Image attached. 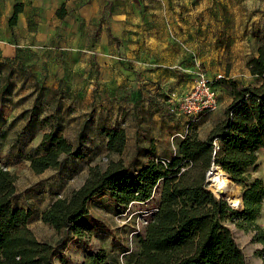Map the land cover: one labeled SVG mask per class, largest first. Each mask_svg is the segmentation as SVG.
Here are the masks:
<instances>
[{
    "label": "rangeland",
    "instance_id": "374dc122",
    "mask_svg": "<svg viewBox=\"0 0 264 264\" xmlns=\"http://www.w3.org/2000/svg\"><path fill=\"white\" fill-rule=\"evenodd\" d=\"M88 2L90 5L97 3L101 9L99 28H92L96 30V40L101 34L106 35L108 44L104 51L112 56L118 55L122 70H133L134 79L132 81L130 76L123 75L124 87L115 88L109 84L101 87L100 84L105 83L103 81L111 79L110 73L114 68L108 61L99 64L97 58L100 55L97 53L92 55L90 66L93 70L88 77L73 75L84 65L82 54L85 50L81 49L86 44V26L97 25L93 13H88L89 17L81 22L77 36H74L75 21L70 19L71 26L65 29L63 45H60L59 37L54 39L52 51L56 60V75L63 76L54 86V94L45 110L71 143L76 146L80 139L85 141V157L78 159L63 155L60 169L51 168L43 173H35L26 156L18 154L17 145L23 147L25 152H41L36 145L43 132L50 127H36L40 133L32 141L26 137L19 140L18 131L25 121L17 110L22 108L14 109L9 125H4V119L0 118V159L8 165L15 179L14 204L33 210L29 227L39 240L51 244H58L66 230L58 232L43 222V210L58 194L66 196L79 188L88 177L91 166L99 165L105 170L111 161H122L130 164L132 170H138L151 157H171L176 152L177 143L184 132L183 129L174 130L170 122L173 118H180L186 129L187 120L185 116L169 114V103L188 93L199 74L221 79L217 88V108L190 125L191 133H197L200 125L204 136L224 118L225 107L232 101L226 80L232 78L246 85L261 83L260 77L251 74L249 62L257 55L258 46L264 40V0ZM133 31L135 36L131 34ZM142 52L148 54L145 62L152 63L149 67L160 65L161 79H151L138 70L136 62ZM130 57L135 58L131 60ZM7 78L0 77L2 82ZM83 81L91 84L90 94H73L68 83H76V87H79ZM40 109L37 108V112L44 114ZM159 109L162 110L161 126L158 130L156 125L157 132L153 133L155 129L152 130L150 122L156 118ZM41 111L44 112V109ZM10 112L9 108L7 115ZM180 120L176 122V127L182 125ZM114 126L125 127L129 135L122 154H109L104 147L105 135L102 130ZM144 127L148 136L152 135L151 132L159 138L168 136L162 140L154 139L158 141L157 144L152 143L154 153L136 147V137L145 134ZM173 134L175 137L171 140L169 136ZM27 142L31 144L29 148ZM245 174L247 178L242 183L235 182L229 176L234 183L231 196L240 194L242 198L244 189L257 180L264 186V150L258 151L257 163L249 167ZM206 186L223 199L215 187L207 182V175ZM161 188L162 183L150 200L135 202L127 208L117 207L108 191L95 197L90 202L89 214L83 218L90 230L82 237L70 235L65 242L66 248L55 258V264H134L141 248L139 239L159 206ZM146 213L149 214L145 216ZM256 222L264 229V198ZM230 226L248 263L263 264V260L256 255L263 245L253 240V232H246L234 224Z\"/></svg>",
    "mask_w": 264,
    "mask_h": 264
},
{
    "label": "trees",
    "instance_id": "16d2710c",
    "mask_svg": "<svg viewBox=\"0 0 264 264\" xmlns=\"http://www.w3.org/2000/svg\"><path fill=\"white\" fill-rule=\"evenodd\" d=\"M21 8L15 7L10 19L12 26L17 23ZM66 14L64 6L57 11L61 19ZM257 52L249 69L261 78V83L246 85L232 78L226 80L232 101L225 107L224 118L205 139L191 133L189 126L188 134L178 141L171 157H151L138 170L122 161H111L105 170L94 165L79 188L66 196L57 195L41 218L58 232L66 230L58 244L39 240L29 227L34 212L15 206V179L0 159V264H55L70 235L82 237L90 230L83 218L89 214L90 202L95 197L108 191L117 207L127 208L132 203L150 200L160 183V203L139 239L141 248L134 264H249L230 224L253 232V240L263 245L256 255L264 264V229L256 222L264 198L262 182L257 180L246 187L243 201L240 194L225 197L214 188L224 197L218 198L206 186L211 167L237 183L244 182L247 169L258 161V151L264 150V40ZM220 80L214 81L217 88ZM11 87L10 79L5 83L0 79L3 95L10 93ZM8 102V98H2V119ZM47 107L36 104L24 111L22 116L27 122L18 135L21 140L32 127H50L37 146L41 152H18L21 157L26 156L31 169L38 174L60 169L63 155L81 159L87 153L83 139L75 146L59 131L45 110ZM37 108L48 115L39 114ZM102 132L108 153L122 154L128 141L125 127H105ZM208 182L211 184L209 178ZM229 203L243 208L236 209Z\"/></svg>",
    "mask_w": 264,
    "mask_h": 264
},
{
    "label": "crops",
    "instance_id": "0c3cea01",
    "mask_svg": "<svg viewBox=\"0 0 264 264\" xmlns=\"http://www.w3.org/2000/svg\"><path fill=\"white\" fill-rule=\"evenodd\" d=\"M96 4L97 3L90 5L88 0H0V75L4 78L8 77L7 79H10L12 83L10 93L3 95L0 92V106L3 97L9 99L4 113V125H9L10 117L12 116V112L15 108H22L17 110V113L25 122L20 131H18V135L21 134V131L27 122V119L23 118L22 113L31 109L36 104H43L44 106H47L50 102V98H52L54 94V86L60 82L63 76V74L62 76L56 75L57 66L55 64L56 60L54 52L52 51V44L54 39L59 37L61 40L60 45H63V37L67 32L65 29L71 26L70 19L75 21L74 36L78 35L77 29L80 28L81 22L89 17L88 13H93L92 16L97 23V25L93 24L90 27L86 26V44L82 45L81 49L85 50L82 54L84 65L78 68V71L76 70L73 75L88 77L93 70L90 66L92 55L97 53L100 55V57L97 58V62L99 64H105L108 61V63L111 62V65L114 68L110 73L111 79L103 81L105 83H101V87L107 86L106 84L115 88L124 87L125 80L122 79L123 75L127 77L130 76L133 81V70L126 69L124 72L122 70V65H119L118 55L112 56L107 51H104L108 44L106 35L101 34L97 40L95 38L96 30H92V28H99L101 23L100 18L102 16L100 15L101 9ZM17 5L22 8L19 12L17 23L12 26L10 24V19L13 16ZM62 6L65 7L67 13L63 19L57 16V11ZM131 34L135 36V31ZM153 43L155 42L153 41ZM114 46H116V44ZM97 48H99V51H97ZM156 54H158V52ZM147 56L148 54L146 52H142L139 56L140 58L136 62L138 70L151 79H161L162 71H160V65L156 67H149L152 63L150 61L145 62ZM134 58L135 57H130L131 60H134ZM85 83L86 81H83L81 84L82 86L80 85L81 87H76V83L69 82L68 86H70V91L73 94H90L92 90L91 84L87 85ZM131 85H133V83H131ZM9 108L11 112L7 115V110ZM151 109L157 111L153 108ZM158 111L159 112L156 113V118H154L153 122H150L153 125L152 130L155 129L153 133L157 132L156 125H158V130L161 126L162 110L159 109ZM178 120H180V118ZM178 120L177 118H173L171 122L169 121L171 127H173L174 130L183 129V132L185 133L187 128L185 129L184 123L181 120L182 125L176 127V122H178ZM143 131L145 134L141 137L137 136V140L135 141L137 143L136 147L139 148V150L145 149L146 152H149L151 149L153 150L152 143H158L157 140H154L155 138L159 140L168 138V136L159 138L158 135L153 134L152 132V135L148 136L146 134V127H144ZM196 132L198 137L201 139H205L207 137L202 134L200 125L198 126V130ZM39 133L40 132L36 129V127H32L25 133L26 135L24 134L23 138L26 137L27 140L32 141L38 137ZM169 137L172 140L175 135L173 134ZM106 141L107 139L105 138V148ZM39 142L36 146H38ZM30 145L31 144L27 142V148H29ZM17 149L18 151L20 150L25 152L24 148H19L18 145ZM27 152H30V150ZM58 195L63 196L62 194ZM56 197L57 196H55L54 200Z\"/></svg>",
    "mask_w": 264,
    "mask_h": 264
},
{
    "label": "built area",
    "instance_id": "2783aa9c",
    "mask_svg": "<svg viewBox=\"0 0 264 264\" xmlns=\"http://www.w3.org/2000/svg\"><path fill=\"white\" fill-rule=\"evenodd\" d=\"M213 79L208 74H199L191 90L179 99L169 103L168 113L175 116H185L187 130L181 135L185 137L191 123L196 122L200 116L217 108L219 94ZM157 210V209H156ZM149 213H146L147 216Z\"/></svg>",
    "mask_w": 264,
    "mask_h": 264
},
{
    "label": "bare ground",
    "instance_id": "6f19581e",
    "mask_svg": "<svg viewBox=\"0 0 264 264\" xmlns=\"http://www.w3.org/2000/svg\"><path fill=\"white\" fill-rule=\"evenodd\" d=\"M208 178L210 179L212 186L215 187V189L219 191L222 195H224L225 197L231 196V193L234 189V183L226 173L220 172L217 169L211 167L207 173V182H208Z\"/></svg>",
    "mask_w": 264,
    "mask_h": 264
},
{
    "label": "water",
    "instance_id": "95a60500",
    "mask_svg": "<svg viewBox=\"0 0 264 264\" xmlns=\"http://www.w3.org/2000/svg\"><path fill=\"white\" fill-rule=\"evenodd\" d=\"M233 179V178H232ZM213 192V191H212ZM214 193V192H213ZM215 194V193H214ZM216 195V194H215ZM217 196V195H216ZM218 197V196H217ZM218 198H220V197H218ZM242 201H243V197H242Z\"/></svg>",
    "mask_w": 264,
    "mask_h": 264
}]
</instances>
